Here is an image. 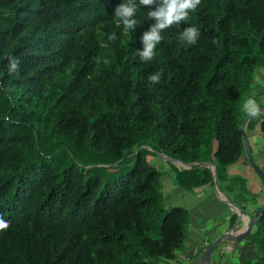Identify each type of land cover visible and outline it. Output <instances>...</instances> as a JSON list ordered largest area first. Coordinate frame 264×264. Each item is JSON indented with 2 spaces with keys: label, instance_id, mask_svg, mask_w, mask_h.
<instances>
[{
  "label": "trees",
  "instance_id": "obj_1",
  "mask_svg": "<svg viewBox=\"0 0 264 264\" xmlns=\"http://www.w3.org/2000/svg\"><path fill=\"white\" fill-rule=\"evenodd\" d=\"M122 2L0 0V215L10 225L0 230V264L173 260L191 216L165 203L152 156L169 157L175 184L188 192L214 185L208 161L229 199L241 206L261 197L247 198L248 177L231 179L226 167L245 154L243 104L264 73V0H201L162 33L149 62L138 51L156 5L136 0L138 25L125 33L114 18ZM188 26L200 36L181 46ZM8 57L19 60L17 72L9 74ZM260 110L244 131L260 123L264 138ZM250 245L264 264V212Z\"/></svg>",
  "mask_w": 264,
  "mask_h": 264
},
{
  "label": "crops",
  "instance_id": "obj_2",
  "mask_svg": "<svg viewBox=\"0 0 264 264\" xmlns=\"http://www.w3.org/2000/svg\"><path fill=\"white\" fill-rule=\"evenodd\" d=\"M173 175V171L163 175V192L164 195H166L165 202L168 201L171 205L186 207L190 213L191 220L184 248L177 252L175 258L169 260L170 262L168 263L178 264V262L183 259L184 264H199L202 251L212 243L214 238L232 228L230 225L231 217L234 214H237V221L239 220V209L225 201L224 196H227V194L222 191L218 193L217 190L219 188H217L218 186H216L215 183L213 186L199 187L193 192H188L175 184ZM230 178L233 179L239 177L230 176ZM252 181L253 180H251V183H253ZM260 191L263 193L264 189L262 188ZM171 194H174L173 198L171 197ZM227 198L229 199L228 196ZM231 199L232 203L241 207L235 202V198ZM242 208L243 207H241V209ZM244 214L251 217L249 213L245 212ZM247 216L245 217L248 218ZM205 223L209 224V226L203 228ZM244 226V222L241 221L239 231L236 233H242L243 230L240 229ZM249 238L250 236L244 240L240 248L237 247L234 249L235 251L232 256L234 257V260L235 258L236 260L235 263L233 260L232 264H249L255 259L254 250L250 245ZM229 245L233 246L232 243ZM210 264H217V254L214 256Z\"/></svg>",
  "mask_w": 264,
  "mask_h": 264
},
{
  "label": "clouds",
  "instance_id": "obj_3",
  "mask_svg": "<svg viewBox=\"0 0 264 264\" xmlns=\"http://www.w3.org/2000/svg\"><path fill=\"white\" fill-rule=\"evenodd\" d=\"M201 0H139V6L156 5L153 10L147 12L148 19H154V23L150 28L143 32L140 40L142 42V49L138 51L141 62L152 61L156 55L157 46L163 41L162 33L173 25H180L189 18L190 12H195ZM138 11V4L136 0H123L114 9V18L117 22V27L123 26V31L126 33L129 30H135L138 22L134 18ZM200 36V31L195 26H188L180 31L178 41L181 46H192L197 43ZM109 40L115 41L117 39L116 33H111L108 36ZM213 44H218L217 39H213ZM99 62V58H96ZM9 74L15 73L19 68V60L15 57H8ZM163 75V70L148 75L149 83H159ZM6 92L10 89L5 88ZM243 111L252 118L260 115V108L258 107L254 98L247 99L243 104ZM9 221L3 215H0V230H5L9 227Z\"/></svg>",
  "mask_w": 264,
  "mask_h": 264
},
{
  "label": "rangeland",
  "instance_id": "obj_4",
  "mask_svg": "<svg viewBox=\"0 0 264 264\" xmlns=\"http://www.w3.org/2000/svg\"><path fill=\"white\" fill-rule=\"evenodd\" d=\"M253 83H254V95H255L254 99H255L258 107L260 109L264 110V73H261V74L259 73L253 79ZM246 134H247V139H248V144H249V147H250L251 155H252L253 159L255 160L256 164L264 172V138L262 136V132H261V129H260V123H258L252 129L251 128L246 129ZM216 147H217V142H216V140H214L213 141L214 150L216 149ZM246 155H247V151L245 150V154H243L241 156V158L236 163L226 167V173H228L229 176H234V177H236V176H238V177L248 176V178L250 180L248 179V183L247 184H248V187H249V190L251 191V193H250L249 196H247V198L252 196L253 195L252 193L261 194V197H260V195L258 196V200H257L256 205L250 204L246 200H245L246 202L242 203V205H241V207H245L244 211L246 213H249L250 216L252 217V213L254 211V208H256V206H258V204L262 203L263 200H264V192L261 193V191H260L262 188L264 189V181H262V179L256 173V171L251 166V164L247 162V158L248 157ZM151 161L164 174L170 173L172 171V168L170 166V162H171L170 160L164 159L163 157H159V156H152L151 157ZM172 163L175 164L174 161H172ZM208 166L211 167V169L213 170L212 166H210V165H208ZM251 180H253L252 181L253 183H251ZM217 184L219 185V187H217V188H219L218 190L224 192L225 194H227L229 196L228 191H226L227 188L223 185V182L221 180H219V182H217ZM171 197L173 198L174 194H171ZM165 203L168 204L169 202L167 201ZM225 243H231V241H229V242L225 241ZM223 258L225 260V263L227 264V263H229V259H231V258L233 259L234 257L233 256L230 257V253H228V251H227L224 254ZM235 260H236V258H235ZM235 260H234V263H235ZM255 261H256V258L253 259L252 263L250 262L249 264H255ZM168 262H170V261H165L163 264H171V263H168ZM178 264H184L183 259H182V261L178 262Z\"/></svg>",
  "mask_w": 264,
  "mask_h": 264
},
{
  "label": "water",
  "instance_id": "obj_5",
  "mask_svg": "<svg viewBox=\"0 0 264 264\" xmlns=\"http://www.w3.org/2000/svg\"><path fill=\"white\" fill-rule=\"evenodd\" d=\"M248 117L249 116L247 115L245 117V119L242 121V123L239 127V130L242 132L243 137H244V141H245V145H246V151H247V155H248V159L250 161V164L254 168L256 173L259 175V177L262 179V181H264V172L256 164L255 160L253 159V157L251 155V151H250V147H249L248 139H247V134L244 131V125H245ZM163 158L164 159H170L169 157H165V156H163ZM177 162L179 164L183 165L184 167H187V168H191V167L200 163V162H194L191 164H185L182 161H177ZM202 163L212 166L215 184H217L216 183L217 166L212 162H202ZM115 164H117V163H115ZM217 191H218V193L221 192L219 190H217ZM224 197H225V201L227 203H230L232 206H235L239 209V220L235 223V225L231 229H229L228 231H225L221 235L214 238L212 243L206 249H204L202 251V253L200 255V259H199V264H210L216 254H217V264H226L225 260L223 258L224 254L228 251V253H230V257H231L233 252L235 251L234 249L237 247L240 248L242 246V243L244 242V240H246V238H248L251 235V233L254 229V226L257 222L258 217L264 212V203H263L262 206L255 212L254 216L249 217L243 213L241 207L232 203L230 201V199H228L226 196H224ZM245 216H247L248 218H246ZM241 221H243L245 224V226L240 229L243 231H242V233H236L239 231V225H240ZM207 226H209V224L205 223L203 225V228L207 227ZM208 228H210V227H208ZM225 241H228V242L231 241L233 246L229 245L231 243H225ZM233 260H234V258L229 259V263H227V264H232Z\"/></svg>",
  "mask_w": 264,
  "mask_h": 264
}]
</instances>
